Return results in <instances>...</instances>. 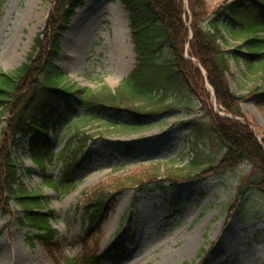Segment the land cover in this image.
<instances>
[{
  "label": "rangeland",
  "instance_id": "1",
  "mask_svg": "<svg viewBox=\"0 0 264 264\" xmlns=\"http://www.w3.org/2000/svg\"><path fill=\"white\" fill-rule=\"evenodd\" d=\"M110 1L86 0L76 10L63 36L57 61L67 75L63 84L93 90L107 85L113 89L133 68L128 13L122 0ZM230 1L205 0L208 15ZM109 4L116 5L110 12ZM50 5L48 0H0V71H10L24 61ZM95 10L103 13L102 19L96 21L98 33L85 49L82 66L74 67L72 58L84 40L81 33L88 15ZM147 12L153 17L151 11ZM118 16L127 30L123 37L117 27ZM152 24L161 26L158 22ZM227 40L226 48L232 50L241 44L242 38L232 40L227 34ZM255 66L251 71L244 62L232 60L235 79L228 78V83L235 95L244 97L240 103L244 118L238 120L247 123L264 145V107L260 109L250 93L255 88L256 93L264 92V72L259 64ZM180 98L195 111L175 109L165 117H155L147 125L121 134L107 131L110 129L104 119L81 123L80 128L89 132L92 139L67 192L50 187L45 176L60 180L64 163L57 160V155L75 129L76 116L49 136L48 144L55 157L48 160L44 170L32 161L28 139L10 148L25 185L41 198L42 206L36 211L47 214L58 232L61 261L62 257L93 253L99 264H264V195L250 189L239 203L230 207L237 189L249 176L250 166L246 163L223 174L177 181L176 186L159 177L142 188H124L106 202L98 231L93 230L91 237L85 235L82 202L85 194L99 185H109L113 177L136 173L153 164H160L161 170L166 166L180 167L196 147L205 154L218 153L219 145L209 137L196 98L186 91ZM212 106L218 112L213 102ZM191 118L202 124L198 138L181 123ZM3 125L0 121V130ZM126 142L132 143L136 152L123 159L120 146ZM24 213L14 201L3 203L0 198V264H12L8 256L15 243L21 245L24 254L20 264H59L35 240L33 235L37 231L19 223ZM191 240L196 244L190 247Z\"/></svg>",
  "mask_w": 264,
  "mask_h": 264
},
{
  "label": "trees",
  "instance_id": "2",
  "mask_svg": "<svg viewBox=\"0 0 264 264\" xmlns=\"http://www.w3.org/2000/svg\"><path fill=\"white\" fill-rule=\"evenodd\" d=\"M48 1V15L24 61L10 71H0V121L4 122L0 130V198L3 203L14 201L25 211L19 223L37 231L33 237L59 264L99 261L93 253L60 260L58 232L47 214L36 211L42 206L41 198L25 185L9 150L28 139L32 161L44 170L48 160L55 157L49 136L72 116L78 118L75 129L57 155V160L64 163L62 176L59 181L45 176L50 187L65 192L72 187L74 173L92 139L79 125L90 119H104L110 129L107 131L116 134L132 131L175 109L193 113L189 102L180 98L186 91L196 98L209 137L219 145L215 155L193 148L192 156L180 167L161 170L160 164H153L125 176L119 173L121 176L113 177L109 185L101 184L85 194L82 208L86 236L98 231L110 197L127 187L142 188L159 177L176 186L177 181L223 174L246 163L249 176L237 189L230 207L250 189L264 195V145L247 123L238 120L244 118L240 108L244 97L235 95L228 83V78L235 79L232 60L244 62L251 71L259 64L264 72V0H231L209 15L205 0H122L128 13L134 65L115 88L102 85L97 90L63 84L67 75L56 63L68 25L86 0ZM155 22L161 26H152ZM227 34L232 40L242 38L241 44L227 49ZM256 89L250 93L263 109L264 92L256 93ZM212 102L228 117L215 112ZM181 123L197 138L201 135L202 124L197 118ZM135 152L130 142L120 146L123 159Z\"/></svg>",
  "mask_w": 264,
  "mask_h": 264
},
{
  "label": "bare ground",
  "instance_id": "3",
  "mask_svg": "<svg viewBox=\"0 0 264 264\" xmlns=\"http://www.w3.org/2000/svg\"><path fill=\"white\" fill-rule=\"evenodd\" d=\"M115 6H116L115 4H109V5H107V9H109V12H110L111 9L114 8ZM102 17H103V13H101L98 10H95L94 12H92L90 14V16L88 15L86 28H84V32L81 33V36H82V34L84 36V40H83L81 46L79 47L81 49L79 51H77L75 57L72 58L74 67L82 66V62H83V58H84L83 55H85V52H86L85 49L88 48V46L93 41V38L98 33V26L96 25V21L101 20ZM116 21H117L118 31H119L121 37H123L124 35H126V32H127L126 27L124 25V22L122 21L120 16H118L116 18ZM230 232H231V229L229 230V234H230ZM224 240H225V237H224ZM225 241H227V239ZM189 243H190V247H191V245H195L196 244L194 242V240H191V242H189ZM8 259H9V261L12 264H20V263H22V261L24 259V254L22 252L21 245H17L15 243L14 246H11V248L9 249Z\"/></svg>",
  "mask_w": 264,
  "mask_h": 264
}]
</instances>
